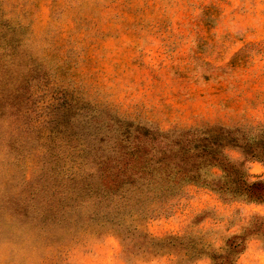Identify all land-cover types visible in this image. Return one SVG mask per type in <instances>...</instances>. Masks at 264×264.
Wrapping results in <instances>:
<instances>
[{
    "label": "rangeland",
    "instance_id": "rangeland-1",
    "mask_svg": "<svg viewBox=\"0 0 264 264\" xmlns=\"http://www.w3.org/2000/svg\"><path fill=\"white\" fill-rule=\"evenodd\" d=\"M120 120L260 135L264 0H0V264H214L230 242L228 263L264 264V202L102 195L90 149Z\"/></svg>",
    "mask_w": 264,
    "mask_h": 264
},
{
    "label": "trees",
    "instance_id": "trees-1",
    "mask_svg": "<svg viewBox=\"0 0 264 264\" xmlns=\"http://www.w3.org/2000/svg\"><path fill=\"white\" fill-rule=\"evenodd\" d=\"M220 131L190 129L164 133L120 120V138H114L113 144L106 142L105 146L90 149L96 154L99 148L104 152L94 158L98 166V187L104 196L120 192L121 201L129 194L174 196L184 185L193 183L218 193L224 200L249 198L264 202V184L249 181L246 168L249 161L264 164V127L260 135L238 139L234 144H229V134ZM162 141H166L164 146ZM227 147L236 148L242 160L230 159L225 153ZM215 168L222 174H212L210 171ZM166 239L154 240L174 241L176 237ZM238 245L230 242L226 247L228 255H213L214 264H230L229 252L243 251V248L236 250ZM185 257L180 255L188 264L203 258L204 254L197 252Z\"/></svg>",
    "mask_w": 264,
    "mask_h": 264
}]
</instances>
